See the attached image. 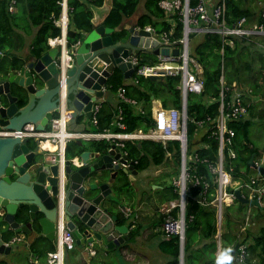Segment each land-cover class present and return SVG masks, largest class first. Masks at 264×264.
<instances>
[{"label": "trees", "instance_id": "16d2710c", "mask_svg": "<svg viewBox=\"0 0 264 264\" xmlns=\"http://www.w3.org/2000/svg\"><path fill=\"white\" fill-rule=\"evenodd\" d=\"M158 0H108L107 10L100 20V24L112 28L109 36L113 41L121 38L126 30L121 27L124 18L131 17L136 8L141 4L142 11L136 16L135 26L150 25L156 32L168 31L169 24L164 20L160 8L157 6ZM220 1V0H215ZM194 2V0H191ZM224 2V20L227 26H231L239 18L244 17L246 23L257 22L264 26V7L255 10L250 3L252 0H223ZM104 0H89L81 2L79 0H68L70 7L68 11V23L66 28V46L74 44L79 36V32L90 31L95 24L92 22L94 10L100 8ZM15 12H9L6 9V3L0 1V76H4L11 68L17 69L23 62L22 58L14 51L23 46L24 36L31 35L29 41V53L39 56L42 52L49 49L47 38L59 35L60 30L52 22L60 12V6L57 0H15ZM263 13V15H262ZM181 24L176 22L172 37L180 35ZM260 40L262 50H253L251 47L252 39ZM232 44L222 45V54L219 53L221 47V38L216 33H206L201 36L199 42L191 45V54L197 59L202 68L203 85L198 94H188L186 96V135L188 151L197 143H206V147L197 150L199 162L195 163V173L201 176V180L208 182V188L205 193L207 203L199 204L195 198L201 191V185L187 186V196L184 204V240H183V264H215L217 241H216V218L215 207L209 201L213 198L214 186L212 174L207 170L203 159L212 162L216 159L217 139L202 133L197 129L193 120H205L206 117L214 118L218 114V90L219 74L222 65L223 82L230 85L232 82L238 89L247 104V116L238 120H227L226 125L232 130L230 137V147L235 152V156L230 158L226 154V148H223L222 166L229 172L231 179L241 182L247 181L253 173V168L247 165V160L252 155L256 157L260 152L264 156V142L259 148L254 144L250 136L251 124L259 122L264 124V107L254 110L252 98L257 96L264 104V35L257 36H238L231 37ZM58 40V39H57ZM55 40V41H57ZM53 41L52 43H54ZM139 63L152 64L156 61V56L152 52L139 51L136 54ZM178 75H163L160 82L148 77L137 75L133 72L129 79H124L122 72L118 68L106 78L104 87L111 93L122 86L125 96L134 101L141 102L143 111H135L133 106L127 102L116 101L112 105L107 100H100V107L96 113L97 123L89 124L88 130L93 132L111 131V132H131L135 129L146 130L150 126V96L159 100L163 107H179L180 94L176 85ZM10 93L17 96L15 104L20 107L26 101L23 90L15 85L10 86ZM121 108V121L124 129L120 130L113 124V115L115 106ZM82 118L77 117V121ZM211 124V123H210ZM213 124V122H212ZM211 129L215 127L211 125ZM87 130V129H86ZM191 137V139H189ZM27 146L34 148V143L29 139ZM139 144V146H137ZM108 142L104 139L82 140L81 144L70 140L66 142L64 148V158L79 155L84 150L98 152L100 155L107 151ZM122 150L126 153L127 160L133 161V167L137 171L145 170L150 166L166 167L168 164L167 152L172 151L176 156L178 142L169 140L163 146L160 142L149 139L124 140ZM177 157H174V159ZM171 175L177 174L174 168ZM169 174V173H165ZM88 176L97 184L108 181L110 194L103 199L106 213L114 216V225H125L126 234H123V243L132 241L137 234L140 224L132 222L122 214L121 208H130L124 203L119 204L112 200L115 196L120 200H127L129 205L133 203L135 197L134 190L130 186V179L127 173L121 168L110 173L108 169L89 171ZM231 191V188L228 187ZM156 193L159 203L177 198L171 183H160L153 190ZM241 193L246 192L240 188ZM87 196H93L96 190H88ZM111 196V197H110ZM123 204V205H122ZM253 206L250 203H240L233 199L229 205L221 209V224L219 230V250L224 247L232 246L233 255L237 253V245L249 238L244 236L238 240L229 211L234 208L238 213L244 214L248 208ZM132 215V214H130ZM42 216L40 212L35 213L34 219L30 222L33 236L28 241L27 249L24 253H15L14 261L16 264L28 263V258L33 256L38 264H44L47 252L55 249V240L48 239L40 234L38 219ZM14 220L25 224L29 221L27 206H21L14 213ZM72 220L79 231L85 228V225L76 217ZM163 222V215L159 214L153 226H159ZM16 234L15 230L8 228L7 224L0 221V240L6 242L10 237ZM250 243L246 246L247 255L244 261L234 264H264V225L260 226L257 234H254ZM250 239V238H249ZM81 244H75V247L68 250L65 254L69 259L78 251L74 249ZM119 247V246H118ZM159 249L169 256L168 264H176L178 257V238L176 234H169L165 239L158 242ZM96 252H106L111 249H103L97 243H94ZM0 264H8L0 257ZM91 264H105L104 262H95Z\"/></svg>", "mask_w": 264, "mask_h": 264}, {"label": "water", "instance_id": "95a60500", "mask_svg": "<svg viewBox=\"0 0 264 264\" xmlns=\"http://www.w3.org/2000/svg\"><path fill=\"white\" fill-rule=\"evenodd\" d=\"M111 31L112 28L102 24L94 25L88 32H79L78 43L63 49L66 51L64 54L60 47H49L39 56L31 55L17 69L11 68L0 76V130L20 131L27 123H32L34 130L43 131L60 107H65L70 109L68 128L82 131L84 124L75 126L74 118L77 115L90 116L91 103L102 96L105 80L114 68H118L123 78L128 79L133 68L124 58L130 53L137 54L141 45H148L147 32L143 30L129 28L116 41L109 36ZM151 51L158 53L157 48ZM159 51L168 54L165 47ZM172 54H177V48L172 50ZM148 78L160 82L162 76L153 74ZM12 84L25 92L23 107L29 103L30 95L33 96V103L40 107L38 117H25L22 114V106L15 104L17 96L10 93ZM150 99H153L152 95ZM43 102L48 103L46 111L41 107ZM27 139V136L17 135L0 138V210H3L0 221L16 232L27 233L31 230L30 222L35 213L40 212L42 216L38 224L41 234L52 240L55 238V219L60 213L66 219L75 244L95 242L107 249L120 243V234L125 233L127 228L125 225H114L115 217L109 216L102 204L110 188L106 182L99 185L88 182V173L100 169L113 173L121 168L132 178L136 174L133 162L127 161L125 155L111 144L99 156L92 154V151H82L79 154L82 166L73 168L68 160L62 164L49 162L39 151L29 149ZM75 142L81 144L79 139ZM112 159L118 160L119 164H111ZM125 164L126 167L123 166ZM247 165L264 176V166H255L252 155ZM96 188L99 191L95 195L87 196L88 190ZM233 196L240 203L258 204L256 200L249 201L243 197L238 188L233 190ZM73 198L76 199L75 203ZM24 205L27 206L29 221L21 224L14 220V213ZM73 216L85 225L82 231L77 229ZM104 218L107 219L106 224L100 222ZM9 249L0 240V253L7 254Z\"/></svg>", "mask_w": 264, "mask_h": 264}, {"label": "built area", "instance_id": "2783aa9c", "mask_svg": "<svg viewBox=\"0 0 264 264\" xmlns=\"http://www.w3.org/2000/svg\"><path fill=\"white\" fill-rule=\"evenodd\" d=\"M6 3V9L9 12L15 10V0H0ZM68 0H57L60 6L59 15L52 19V22L60 30L59 35L55 37L47 38L49 47L59 46L62 51L68 49L66 46V28L68 23V11L70 7L67 4ZM81 2H88L89 0H79ZM157 6L163 13L164 20L169 24L168 31L156 32L150 25L135 26L134 29L143 30L147 32L145 35L149 41L148 45L139 47V51L152 52L153 48L158 49L156 61L152 64L139 63L136 54L130 53L124 60H128L133 68V72L143 77L149 75H178L177 89L180 94V106L179 107H163L157 100L151 99V111H150V126L146 130L135 129L131 132H111L101 131L93 132L91 130H74L67 128L68 111L65 107H60L57 113L48 121L46 128L43 131H33L24 127L20 131H7L0 130V135H17V136H32L37 140V144L40 147L41 152L46 154V158L51 163L62 164L65 161L64 148L66 142L70 140H88V139H105L108 141L110 148L111 144H114L119 149L120 154L125 155V151L122 150L124 140H140L149 139L156 142H160L163 146L169 140H175L178 142V150L176 156L171 152H167V166L171 168L173 164V158H175V166L177 174H175L170 183L173 186L174 191L177 193V198L162 202L158 206V210L163 215V222L158 226L157 230L163 232L166 235L176 234L178 238V257L176 264H183V240H184V204L187 196V186L201 185V191L196 196L195 200L205 205L207 203L205 193L208 188V182L201 180V176L195 173V163L200 159L197 155V150L201 147H206V143L195 144L190 151H188V142L186 135V96L188 94H198L202 90V68L197 59L191 54V46L189 44L190 39L195 35H203L206 33H216L221 38V47L219 53L222 54L223 44H232L231 37L238 36H257L264 35V26L257 22L246 23L244 17L239 18L231 26H227L224 20V2L210 1V0H158ZM263 15V13H262ZM176 22L181 24L180 35L172 37V32ZM144 36V37H145ZM162 41H158V39ZM58 39V40H57ZM61 39L63 41H61ZM57 40V41H55ZM51 41H55L51 43ZM154 42L153 45H150ZM78 43V41L76 42ZM73 44V45H76ZM167 48L168 54L164 55L160 53L161 48ZM177 48V54L173 55L172 50ZM1 54V52H0ZM170 62H175L171 64ZM131 74V76H132ZM219 90H218V114L214 118L206 117L205 120H193L197 129H201L203 134L207 137L215 136L217 139V152L216 159L209 162L206 158L203 161L206 164L207 170L212 174V182L215 184L213 198L209 203L215 207L216 218V241L218 243V223L220 222L221 209L225 205H229L234 198L233 190L242 188L246 190V195H241L251 200H256L259 203L262 195L264 194V176L258 173L256 168L255 175L248 177L247 181H239L231 179L228 171L222 166L223 148H226V154L228 157L233 158L235 152L230 147V137L232 130L226 125L227 120H238L245 118L248 114L247 104L243 99L241 92L235 88L234 82L230 85H225L223 82V70L222 65L219 74ZM115 95L118 101L127 102L132 106H135V110L142 112L141 105L125 96L124 88L119 86L115 90ZM154 102V103H153ZM100 107L98 100L92 101L90 107V116L84 117L88 123L95 125L97 123L96 113ZM82 117V116H81ZM213 122V124H212ZM211 123V124H210ZM113 124L117 129H124V124L121 121V108L116 105L113 115ZM214 126L215 129H211ZM45 145H50L45 146ZM94 153V152H93ZM99 156L98 152L94 153ZM127 159V158H126ZM129 161V160H127ZM69 165L73 168H79L82 166L79 155L72 156L68 159ZM133 162V161H132ZM255 166L262 165L263 162L253 161ZM134 163V162H133ZM111 164H119L118 160L112 159ZM126 167V164L123 165ZM134 175H132L133 179ZM231 188V191L228 190ZM244 190V191H245ZM259 205V204H257ZM122 214L129 219L133 215L134 222L137 214L132 213L129 209H122ZM3 215V211H0V216ZM56 238L55 249L47 252L46 264H63L64 252L74 248V238L63 223L62 214L59 213L56 221ZM23 236L16 234L10 237L4 245H12L16 241H23ZM85 250L89 255L94 254L93 243L85 242ZM249 240H245L237 245V253L234 255L236 262H243L247 255L246 246L249 244Z\"/></svg>", "mask_w": 264, "mask_h": 264}, {"label": "crops", "instance_id": "0c3cea01", "mask_svg": "<svg viewBox=\"0 0 264 264\" xmlns=\"http://www.w3.org/2000/svg\"><path fill=\"white\" fill-rule=\"evenodd\" d=\"M16 10V8H15ZM14 10V12H15ZM107 10V9H106ZM106 10L102 11L100 13V15L97 17V18H94V14H93V18H92V22L93 24L97 25V24H100V20L102 19L103 15L105 14ZM140 13V11H137V13H134L131 17L129 18H124L121 22V27H123L125 30L129 29V28H134L135 27V19H136V16ZM30 33L25 35L24 36V42H23V46L20 47L18 50L14 51L17 55H19L21 58H22V62L26 61L30 56L31 54L29 53V41H30ZM129 79V78H128ZM20 89V88H19ZM23 90V89H21ZM24 92V90H23ZM25 93V92H24ZM154 99V98H153ZM33 96L30 95V101L29 103L25 106L23 104V106L21 107V111H22V114L25 115V117H29L28 115H34V116H37L40 115V107L36 106L34 103H33ZM96 100H98L100 102V100H107L108 102H110L112 105H114L116 103L117 98H116V95H115V92L114 93H111L109 92L108 90L105 89V87L103 88V94L101 97L99 98H96ZM154 100H157V99H154ZM151 101V99H150ZM159 102V100H157ZM26 102V101H25ZM138 102V101H137ZM154 103V102H153ZM160 103V102H159ZM51 104V103H50ZM139 106L141 105V108L143 109V105L141 102H138ZM43 108V111H46L48 110V103L47 102H43L42 106ZM133 108H135V106H133ZM67 109V108H66ZM136 109V108H135ZM134 109V110H135ZM68 113L70 112V109H67ZM136 111V110H135ZM150 111H151V106H150ZM69 115V114H68ZM36 117V118H37ZM70 117V116H68ZM77 117H79L78 115L74 118V123H75V126L76 124H79L80 123H83L84 126H85V130L89 128V124L87 119H84V117L82 116V118H80L79 121H77ZM69 118L67 119V122H68ZM68 125V124H67ZM27 128L33 130V131H36L33 129V124L32 123H27L26 124ZM47 126V124H46ZM45 126V128H46ZM68 128V126H67ZM73 128H74V125H73ZM1 129H6V128H3L1 127ZM6 130H9V129H6ZM11 135V134H9ZM6 135H0V138L2 137H5ZM31 139V141L34 143V148L31 149L29 146V149L32 150V151H39L40 150V147L38 146L37 144V139L35 137H32V136H28V139L27 141ZM103 139V138H102ZM88 140H99V139H88ZM105 140V139H104ZM108 142V141H107ZM89 151V150H88ZM40 153H42V155H44L46 157V154H44L43 152L39 151ZM95 153V152H94ZM93 151H92V154H94ZM260 154V153H259ZM261 158L263 159V162H264V156L262 158L261 155H256L255 158H253V161H256ZM173 164L175 165L176 162H175V159L173 158ZM262 166H264V163L262 164ZM99 170H97V173H98ZM112 173V172H110ZM253 173H256L255 170H253ZM252 173V174H253ZM255 175V174H253ZM89 177V176H88ZM88 182H92V183H96L95 179H91L89 177V181ZM105 183V182H104ZM106 183L108 184V181H106ZM97 184V183H96ZM101 184V183H100ZM99 185V184H97ZM109 186V185H108ZM156 187V186H155ZM96 190V193L99 191L98 188L95 189ZM245 190V189H244ZM246 192V190H245ZM110 194V191L107 193V195ZM95 195V194H94ZM106 195V196H107ZM105 196V197H106ZM92 197V196H90ZM104 197V198H105ZM103 198V199H104ZM102 204H103V200H102ZM160 203H158L157 206H159ZM255 206H258L257 204H253ZM105 207V205H103ZM156 206V209H155V214L151 215L150 218H147V220L145 221H140L138 222L140 224V227L138 229V232L137 234L133 237L132 241H129V242H126V243H123V234H126L123 233V234H120V236L122 237V241L118 244H114L112 247L110 248H107V249H111L113 248L112 250L110 251H106V252H96L95 249H94V254L93 255H89L87 253V251L85 250V242H82L80 243L81 246H80V249L78 250V252L72 257V262L70 264H88V261L90 259H96V258H100V259H104V257H109V253L113 250H116L118 249V254H119V259L121 261H123V263L121 264H168L167 261L169 259V256L166 255L164 252H162L159 247H158V242L161 240V239H165L167 238L169 235H166L164 234L163 232H160L157 230L158 226H153L155 221L157 220V217L159 214H162L159 210H158V207ZM138 207L139 205L136 204V206H132V211L129 210L132 212V213H136L138 212ZM122 209H128L127 207L126 208H121V211ZM0 211H3V210H0ZM52 216L54 217V214L52 213ZM138 216V215H137ZM57 217V216H56ZM63 217V223L64 225L66 226V219L64 217V215H62ZM221 217V216H220ZM128 219V218H127ZM133 219V215H131L129 217V220ZM56 221L57 219H55V225H56ZM136 221V219H135ZM221 221V220H220ZM137 222V221H136ZM154 222V223H153ZM219 225V223H218ZM31 226V224H30ZM67 227V226H66ZM9 228V227H8ZM11 229V228H10ZM31 229V228H30ZM13 230V229H12ZM218 230H220V225L218 226ZM16 234H19L21 236H23V241H16L14 244L12 245H4L5 242H2L1 243L4 245V246H9L10 249H9V252L7 254H4L3 252L0 253V257L5 259L7 261L8 264H16V262L12 261H8L7 258H8V255L11 256L13 259H14V255L15 253H24L25 250L27 249V246H28V241L30 240V238L33 236V232L31 230H29L27 233H23V232H16ZM14 234V235H16ZM40 234H41V231H40ZM55 238H56V226H55ZM52 239V240H55ZM97 242V241H96ZM250 242V240H249ZM95 243V242H94ZM94 243H93V248H94ZM219 243V241H218ZM75 245V243H74ZM79 245V244H77ZM119 246V247H118ZM102 247V246H101ZM104 249V248H103ZM106 249V248H105ZM67 252V251H66ZM219 252V245H217V251H216V256H217V253ZM65 253V252H64ZM95 255V256H94ZM64 261V260H63ZM94 260H91V263L93 262ZM99 262H104L106 263L105 260L103 261H100ZM28 263H31V264H38V261L35 257L33 256H30L28 258ZM46 264V261L45 263ZM111 264V263H109ZM119 264V263H118Z\"/></svg>", "mask_w": 264, "mask_h": 264}, {"label": "rangeland", "instance_id": "374dc122", "mask_svg": "<svg viewBox=\"0 0 264 264\" xmlns=\"http://www.w3.org/2000/svg\"><path fill=\"white\" fill-rule=\"evenodd\" d=\"M210 1L213 2L215 0H210ZM107 5H108V0H104V3L102 4V6L94 10V18H97L102 11L106 10ZM250 6H252L255 10H258L264 7V0H252V2L250 3ZM135 11H136L135 13H137V11H142L141 4L137 6ZM258 38L259 37L251 38L252 39L251 47L253 48V50H262V47L260 46L261 42ZM200 39H201V35L199 34L195 35L189 41L190 46L199 42ZM170 63L175 64V62H170ZM251 100H252L251 101L252 104L255 105L254 110H258L264 107V104L262 103L261 100H259L257 96L255 97V99L252 98ZM250 136L254 144L259 148V151H261L260 147L262 146L264 142V124H261L257 121L256 123L254 122L253 124H251ZM189 139H191V137H189ZM259 155H261L263 158L262 152H260L258 156ZM260 161L263 162V159L259 158L257 160V162H260ZM174 166L175 165H173L171 168H169L168 166L166 167L150 166L146 168L145 170L137 171L133 179L129 178L130 186L134 190V195H135L133 199V203L131 205H129V202L127 200H120L119 198H116L115 196L112 197V200H114L115 202L118 201L119 204L122 201V203H124L126 206H129V207L136 206V204L139 205L138 212H137L138 216L136 217V221L140 222V221L147 220V218H150L151 215L155 214L156 206L159 203L157 201V197H156L157 195L153 190L160 183L167 184L170 182L171 178L174 176V175H171L172 173L171 170L173 168L176 170V167ZM166 172L169 174H165ZM258 204H259V207L260 206L262 207L259 209H255L253 206H251L246 211H244L245 212L244 214L238 213L234 208H232V210L229 211V213H231L232 215L231 219L233 221L232 225L234 228V232L239 241L246 235H248L250 238L246 240H251L252 239L251 237L254 234H257L259 227L264 225V194L262 195ZM220 220H221V217H220ZM220 224H221V221L219 222V225ZM79 249L80 247H76L74 250L78 251ZM117 252H118V249L111 251L109 253V257L107 258L104 257V259H100V258L90 259L88 261V264H91V260H94L95 262L99 260L100 261L105 260L106 261L105 264H109V263L121 264L123 263V261L119 259L118 257L119 254ZM65 253L63 255V260H64L63 264H70L72 262V258L69 259L68 257H66ZM7 260L10 262L12 261L14 262V259L9 255H8Z\"/></svg>", "mask_w": 264, "mask_h": 264}, {"label": "clouds", "instance_id": "9594fccd", "mask_svg": "<svg viewBox=\"0 0 264 264\" xmlns=\"http://www.w3.org/2000/svg\"><path fill=\"white\" fill-rule=\"evenodd\" d=\"M66 36V34H65ZM66 39V37H65ZM78 41V40H77ZM76 41V42H77ZM75 42V43H76ZM74 43V44H75ZM48 44V43H47ZM73 45V44H72ZM49 46V45H48ZM59 47V46H57ZM69 48V47H67ZM63 52V51H62ZM65 53V52H64ZM131 77V76H130ZM129 77V78H130ZM137 173V172H136ZM234 249L232 246L224 247L221 250H219L216 259L215 264H234L235 257L233 255Z\"/></svg>", "mask_w": 264, "mask_h": 264}, {"label": "bare ground", "instance_id": "6f19581e", "mask_svg": "<svg viewBox=\"0 0 264 264\" xmlns=\"http://www.w3.org/2000/svg\"><path fill=\"white\" fill-rule=\"evenodd\" d=\"M61 41H63L62 39H61ZM53 41H51V43H52ZM63 54H64V51H63ZM45 146H49V148H51V146L50 145H45ZM73 202L75 203L76 202V199L75 198H73ZM101 223H103V224H106V222H107V219H101V221H100Z\"/></svg>", "mask_w": 264, "mask_h": 264}]
</instances>
